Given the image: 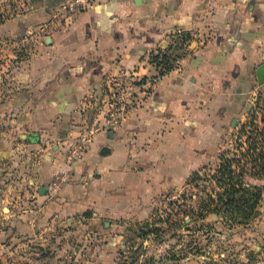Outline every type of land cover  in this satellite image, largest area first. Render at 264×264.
I'll list each match as a JSON object with an SVG mask.
<instances>
[{"label": "crops", "instance_id": "1", "mask_svg": "<svg viewBox=\"0 0 264 264\" xmlns=\"http://www.w3.org/2000/svg\"><path fill=\"white\" fill-rule=\"evenodd\" d=\"M27 6L0 22V38L25 51L9 55L0 90V248L79 216L123 233L174 182L236 152L264 89V0H98L53 18L46 0ZM165 51L172 68L159 74L151 56ZM125 68L145 95L103 127L107 86ZM83 135L82 157L68 164L66 147ZM246 180L261 187L264 176Z\"/></svg>", "mask_w": 264, "mask_h": 264}, {"label": "rangeland", "instance_id": "2", "mask_svg": "<svg viewBox=\"0 0 264 264\" xmlns=\"http://www.w3.org/2000/svg\"><path fill=\"white\" fill-rule=\"evenodd\" d=\"M31 2L0 0V11L6 17L22 13ZM46 3L52 18L65 13L60 0H46ZM17 39L0 38V90L13 60L9 55L14 52L17 58L24 50ZM252 111L257 124L262 126L259 118L264 114V89L256 91ZM213 167L214 163L200 172L202 178L197 186L174 182L172 189L159 194L152 203L150 216L138 224L127 221L123 233L109 232L102 220L96 226L90 218L79 216L72 226L64 223L46 230L43 238L2 241L0 261L4 264H264V182L258 214L248 222L232 223L214 213L200 218L199 207L207 198L208 182H212L208 175ZM69 230L73 232L67 233Z\"/></svg>", "mask_w": 264, "mask_h": 264}, {"label": "trees", "instance_id": "3", "mask_svg": "<svg viewBox=\"0 0 264 264\" xmlns=\"http://www.w3.org/2000/svg\"><path fill=\"white\" fill-rule=\"evenodd\" d=\"M5 17L0 11V22ZM180 47V42H176L173 49ZM151 60L159 70L158 73L163 74L172 68L174 56L171 52H158L151 56ZM253 115L234 138L236 152L220 154L217 167L208 175L212 182H208L210 189L205 192L207 198L199 207L200 218L214 213L232 223H245L258 214L262 188L246 178L264 176V114L259 118L262 126L257 124ZM200 172H194L186 184L199 185L202 178ZM0 264L4 263L0 261Z\"/></svg>", "mask_w": 264, "mask_h": 264}, {"label": "built area", "instance_id": "4", "mask_svg": "<svg viewBox=\"0 0 264 264\" xmlns=\"http://www.w3.org/2000/svg\"><path fill=\"white\" fill-rule=\"evenodd\" d=\"M98 0H60V6L65 14L74 11L83 10ZM156 77V76H155ZM137 76L134 69L125 68L118 71L107 86L106 98L102 101L104 108V121L102 126L106 128L115 127L123 122L141 101L142 95H145L144 83ZM87 136L83 135L68 144L64 155L68 164L80 159L85 151V142ZM69 182L67 174L54 175L52 188L60 189Z\"/></svg>", "mask_w": 264, "mask_h": 264}, {"label": "water", "instance_id": "5", "mask_svg": "<svg viewBox=\"0 0 264 264\" xmlns=\"http://www.w3.org/2000/svg\"><path fill=\"white\" fill-rule=\"evenodd\" d=\"M258 80L264 82V63H262L256 70ZM29 137H32L30 134Z\"/></svg>", "mask_w": 264, "mask_h": 264}]
</instances>
